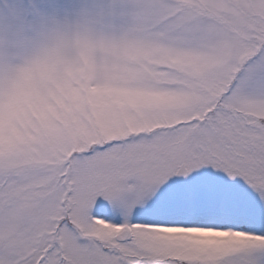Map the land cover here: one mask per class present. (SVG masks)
<instances>
[{
    "label": "snow or ice",
    "instance_id": "1",
    "mask_svg": "<svg viewBox=\"0 0 264 264\" xmlns=\"http://www.w3.org/2000/svg\"><path fill=\"white\" fill-rule=\"evenodd\" d=\"M0 264H264V0H0Z\"/></svg>",
    "mask_w": 264,
    "mask_h": 264
}]
</instances>
